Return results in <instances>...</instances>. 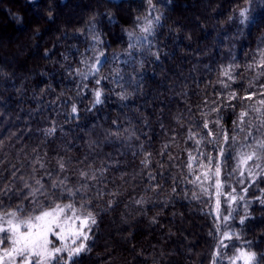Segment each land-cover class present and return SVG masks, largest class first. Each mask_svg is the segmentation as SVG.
<instances>
[{
	"label": "trees",
	"instance_id": "trees-1",
	"mask_svg": "<svg viewBox=\"0 0 264 264\" xmlns=\"http://www.w3.org/2000/svg\"><path fill=\"white\" fill-rule=\"evenodd\" d=\"M262 36L264 0H0V214L25 219L57 203L92 212L81 264H233L242 249L264 264V177L253 184L238 167L264 139V97L227 106L230 92L264 83ZM216 166L220 219L197 180Z\"/></svg>",
	"mask_w": 264,
	"mask_h": 264
},
{
	"label": "snow or ice",
	"instance_id": "snow-or-ice-1",
	"mask_svg": "<svg viewBox=\"0 0 264 264\" xmlns=\"http://www.w3.org/2000/svg\"><path fill=\"white\" fill-rule=\"evenodd\" d=\"M151 4V0H148ZM155 6L153 5V8ZM51 15V14H49ZM240 16L243 18L242 23L249 20V17L246 11H241ZM156 22H159L160 16H156ZM254 22V21H253ZM142 31L149 35L154 34V29L152 26V21H148L146 26L143 27ZM259 53V61L257 67L264 68V36L260 38V43L257 49ZM158 58V53L156 54ZM99 63V61H97ZM252 67V65H249ZM99 71V69H97ZM223 75L228 78V80H233L232 75L230 74V69H226L223 72ZM99 83V80H97ZM223 87L229 88L230 85L224 83ZM249 88H255L256 84L252 81H249ZM101 91H96V101L95 103H101ZM260 96L264 97V83L259 85V91L250 92L246 95L239 96L235 91H232L227 96V106L235 107L231 104L233 100H253L254 97ZM261 106H264V98H261L257 101ZM255 112H260V108H253ZM73 112H76V108L73 107ZM214 111L219 112V108L214 109ZM249 115L248 111H241L239 113V121L237 127L240 131H246L243 127L244 118ZM219 120L215 123L219 124ZM261 127H264V121L261 122ZM204 128L208 129V124H204ZM51 131H54L52 129ZM259 131V129H257ZM211 130L209 129V133ZM252 136L251 131H247L245 140ZM225 143L228 142L229 136L226 132L222 136ZM215 139V137H213ZM233 142L236 141V137L231 138ZM254 145H246L249 148V151H241L238 154V167L243 166L248 169V176L252 178L251 183H255V180L260 177H264V169H261V165L257 163L258 161L264 160V139L256 140L253 137ZM200 141H197L199 143ZM259 149V151L257 150ZM219 157L224 156V149L221 147L218 152ZM231 158V157H229ZM193 159H195L193 157ZM252 162L251 168H249V163ZM63 167V165H61ZM190 167V165H189ZM202 167H205L202 165ZM253 169H261L259 173L253 171ZM221 174V169L219 166L215 168V176L219 177ZM204 176L207 178L208 172L204 173ZM240 176H244V172H240ZM200 177H197L199 180ZM39 184V181H37ZM250 186V185H249ZM55 188L56 185H53ZM215 188L217 194V208L220 206L219 195L221 182L219 179L215 181ZM35 191H39L36 189ZM206 191V190H205ZM234 191V189H233ZM244 192H247V188L243 189ZM35 195V192L33 193ZM69 196H75L76 192L71 190L68 191ZM240 200H243L244 197L240 196ZM259 202L264 205V198H258ZM228 200L235 203L237 197L235 195L229 194ZM225 201V203L228 202ZM34 203H38L34 201ZM83 207V205H81ZM69 210H71L70 215ZM246 215L240 217L239 223L243 225L245 220L250 217V213L247 211V204L245 205ZM12 218L7 220L8 227L5 228L3 224H0V248H3L2 254H0V264H81L80 257L91 252V247L88 244L90 240L89 233L92 232L93 226L97 224L95 215L92 212L78 213L75 205L72 203L64 204L63 206L59 203L54 204L49 209L41 208L39 213L36 215L28 216L25 219L17 218V212H12L10 214ZM231 218V211L228 212V215L224 217L225 221ZM0 220H3V217H0ZM11 233V235H7ZM236 239H241L239 233L234 234ZM50 236H54L57 241L61 243L57 246ZM226 239H231L232 234L225 233ZM10 241V246H6ZM221 247L227 248L228 246L220 242ZM246 243L251 244V241ZM216 255L219 256L220 252L217 250ZM233 264L235 260L242 259L244 264H255L257 260V253L254 251L248 250H239V254L233 258ZM215 264V261L213 262Z\"/></svg>",
	"mask_w": 264,
	"mask_h": 264
},
{
	"label": "rangeland",
	"instance_id": "rangeland-1",
	"mask_svg": "<svg viewBox=\"0 0 264 264\" xmlns=\"http://www.w3.org/2000/svg\"><path fill=\"white\" fill-rule=\"evenodd\" d=\"M244 11H246V10H244ZM246 13H247V11H246ZM248 15V14H247ZM239 16H240V14H239ZM240 18H241V22H242V17L240 16ZM206 172H208V171H206ZM201 173V172H200ZM204 173L205 172H202L201 173V178H200V180L201 181H203V184H204V189L205 190H207V191H213V197L215 198V212H216V215H217V217L220 219V214H221V210L223 209V205L221 204V192H222V178H221V174H220V176L219 177H216L215 176V172L213 173V175H214V178L212 177L213 175H210V173L208 172V176H207V178L204 176ZM210 178H211V180H212V184H211V181H210ZM217 179H219L220 180V182H221V188H220V195H219V201H220V206H219V208H217V194H216V188H215V181L217 180ZM210 184V185H209ZM208 185V186H207ZM209 188V189H208ZM237 208V207H236ZM0 217H3V220H0V224H3V226L5 227V228H7L8 227V225H7V220L8 219H11L12 217L10 216V215H8V214H6V215H3V214H0ZM1 235V234H0ZM10 235H11V233H10ZM54 238V239H53ZM50 239H52L54 242L56 241V238L53 236H50ZM9 244H10V241L8 242ZM57 246H59V244H57ZM2 251H3V248H0V254H2ZM217 252V251H216ZM216 257L218 258V256L216 255ZM235 263H244V261L242 260V259H240V260H235V262H234V264Z\"/></svg>",
	"mask_w": 264,
	"mask_h": 264
}]
</instances>
